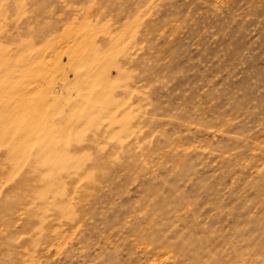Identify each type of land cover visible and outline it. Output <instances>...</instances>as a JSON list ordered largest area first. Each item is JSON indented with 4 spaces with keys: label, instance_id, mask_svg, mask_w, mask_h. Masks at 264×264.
Wrapping results in <instances>:
<instances>
[{
    "label": "rangeland",
    "instance_id": "rangeland-1",
    "mask_svg": "<svg viewBox=\"0 0 264 264\" xmlns=\"http://www.w3.org/2000/svg\"><path fill=\"white\" fill-rule=\"evenodd\" d=\"M0 264H264V0H0Z\"/></svg>",
    "mask_w": 264,
    "mask_h": 264
}]
</instances>
